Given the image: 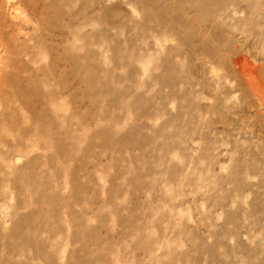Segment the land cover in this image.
I'll return each instance as SVG.
<instances>
[{
	"label": "rangeland",
	"instance_id": "rangeland-1",
	"mask_svg": "<svg viewBox=\"0 0 264 264\" xmlns=\"http://www.w3.org/2000/svg\"><path fill=\"white\" fill-rule=\"evenodd\" d=\"M67 1L20 63L63 108L0 103V264H264V0Z\"/></svg>",
	"mask_w": 264,
	"mask_h": 264
},
{
	"label": "bare ground",
	"instance_id": "bare-ground-1",
	"mask_svg": "<svg viewBox=\"0 0 264 264\" xmlns=\"http://www.w3.org/2000/svg\"><path fill=\"white\" fill-rule=\"evenodd\" d=\"M3 1H5L7 6L8 5L10 6L11 12H12V16H13L14 19H18V22H16L14 24V27L10 28L8 31L4 30V26H3L4 23H0V47L4 51V53L8 56L7 57L8 60H6V62L2 61L3 58L1 56L2 55V53H1V55H0V68H2L4 66L5 67H10V68L14 67V69H11L10 76H8V75L5 76L3 74H0V103L4 107V104H6V102L8 100L7 97H14L15 94H17V95L18 94H22V95H20L21 97H23L22 100H25L28 103V105H29L30 103L27 100L26 93L29 94L28 91L32 90L33 93L39 94V96H41L42 94H40L39 91H40L42 86H44V85L47 86L49 84L48 81H50L49 80L50 76H49L48 72H43L42 71L41 72V78L39 80H37V82L32 80L33 79L32 77H34L33 74L25 77L23 75V67H21V65H20L21 61L23 62L24 60H26V62H29V63L40 62V60H42L43 55H44V54L42 55V51L43 50L44 51L48 50V52H49V50H51L52 48H53V50L55 49V51H56L55 54H58L57 50H60L61 52L63 51L65 53V50L67 51L70 48L74 49L76 47V44H77L78 40H77L76 37L72 38V40H70L69 38L64 40L63 39L64 38V36H63L64 33L62 31H57L58 32L57 37L59 35L60 36L58 38L55 37V38H57L55 40H57L59 42L64 41L65 42L64 44H66V46H64V47L62 46V47L58 48L59 46L62 45V43H59L61 45H59L57 48L51 47V49H49V47L46 45V41H45L46 40V36H45L46 31H51L50 29L54 30L53 28L57 29V27H54L51 24V22H50V20H52L53 18L57 17L56 14L53 15V13L57 9L58 4H60V2L67 1V0H51L50 2L48 1L49 3L48 2L45 3L46 1L44 2L43 0H3ZM65 3L66 2H64L63 5H65ZM38 4H40V7L38 6ZM66 4H68V3H66ZM59 11L60 10H58V12ZM30 18L35 21L34 22L35 25L33 23L30 24V20H31ZM61 21H62V19H61ZM57 23H59V22H57ZM88 26H89V22L87 23V25L85 27H88ZM60 28H62V27H60ZM30 29H32V30H30ZM29 30L30 31H38L39 33H41V37L43 36L44 39L41 38V37L40 38L31 37L29 35L30 34ZM71 31L73 32L72 29H71ZM71 33H69V34H71ZM32 34H33V32H32ZM35 34H36V32H35ZM50 35H52V34H49V35L47 34V37L50 38L49 37ZM29 41H33V42L31 44H28ZM51 45H52V43H51ZM61 52H60V54H61ZM46 54H47V52H46ZM70 55L67 54V56H65L64 58L62 57V59H63L64 62L67 63V71L65 72V74H66L67 77L71 78L72 74H73V71H74L72 69V66H73V64H75L74 63L75 62V58L72 57L73 54H72V56H70ZM51 61H52V65H57L59 62L61 63L62 60H60L58 58H53ZM24 64H23V66H24ZM50 66H51V64H50ZM55 69H56V67H55ZM35 70H36V68H35ZM40 70L41 69H39V72H40ZM36 72H38V71L36 70ZM59 78H60L59 76L58 77L56 76V79L54 78L53 80H55V84L56 85H59V86L61 85L62 86V82H61V80ZM72 78H74V77H72ZM71 88L72 87L70 86V89ZM41 92H43V89L41 90ZM51 93L53 94V92H51ZM23 95H26V99H25V96H23ZM45 96L47 97L46 94H45ZM46 97L41 96L40 99L44 100V98H46ZM34 98H35V96H34ZM22 100H21V102H22ZM44 102H46V100H44ZM46 105L48 107H51V109L56 110V111L60 110L61 107H62V103H58V102H55L53 100H48L46 102ZM30 107H31V105H30ZM47 112H48V110H47ZM43 119H44V117H43ZM36 121H37V124H36L37 127L39 129L43 130V132H44V130H45V126L44 125L45 124H43V122H42V116H41V118L36 119ZM20 126H22V124ZM2 129H4V128L0 127V130H2ZM10 136H12V134H10Z\"/></svg>",
	"mask_w": 264,
	"mask_h": 264
}]
</instances>
